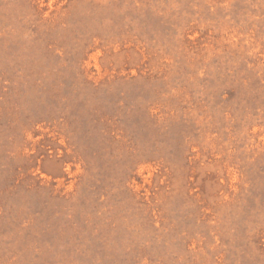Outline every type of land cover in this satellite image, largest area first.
Listing matches in <instances>:
<instances>
[{
    "label": "rangeland",
    "instance_id": "rangeland-1",
    "mask_svg": "<svg viewBox=\"0 0 264 264\" xmlns=\"http://www.w3.org/2000/svg\"><path fill=\"white\" fill-rule=\"evenodd\" d=\"M0 264H264V0H0Z\"/></svg>",
    "mask_w": 264,
    "mask_h": 264
}]
</instances>
